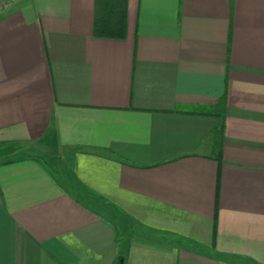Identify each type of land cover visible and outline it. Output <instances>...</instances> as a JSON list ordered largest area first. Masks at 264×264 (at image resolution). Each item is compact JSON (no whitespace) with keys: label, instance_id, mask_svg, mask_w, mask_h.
Returning a JSON list of instances; mask_svg holds the SVG:
<instances>
[{"label":"crops","instance_id":"crops-1","mask_svg":"<svg viewBox=\"0 0 264 264\" xmlns=\"http://www.w3.org/2000/svg\"><path fill=\"white\" fill-rule=\"evenodd\" d=\"M94 14H0V264H264V0Z\"/></svg>","mask_w":264,"mask_h":264},{"label":"trees","instance_id":"trees-1","mask_svg":"<svg viewBox=\"0 0 264 264\" xmlns=\"http://www.w3.org/2000/svg\"><path fill=\"white\" fill-rule=\"evenodd\" d=\"M92 34L97 38L123 39L126 34V0H95V14ZM225 96L206 112L224 118ZM224 120H222L223 124ZM223 125L212 134V153L220 161ZM114 264H119V261Z\"/></svg>","mask_w":264,"mask_h":264},{"label":"built area","instance_id":"built-area-1","mask_svg":"<svg viewBox=\"0 0 264 264\" xmlns=\"http://www.w3.org/2000/svg\"><path fill=\"white\" fill-rule=\"evenodd\" d=\"M15 1L16 0H0V14Z\"/></svg>","mask_w":264,"mask_h":264}]
</instances>
